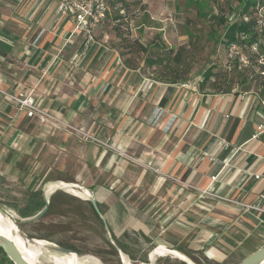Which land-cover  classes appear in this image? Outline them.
<instances>
[{
    "label": "crops",
    "instance_id": "0c3cea01",
    "mask_svg": "<svg viewBox=\"0 0 264 264\" xmlns=\"http://www.w3.org/2000/svg\"><path fill=\"white\" fill-rule=\"evenodd\" d=\"M34 3L0 0V88L32 92L37 99L47 92L45 108L74 124L88 127L99 120L96 134L106 146L78 143L58 132L54 143L47 141L54 150L48 147L44 156L50 158L44 161L40 152L28 149L33 137L21 131L34 118L4 96L0 170L31 180L43 205L45 199L49 202L46 213L74 212L76 203L92 211L118 242V251L139 264L164 245L197 264L194 255L204 249L208 258L223 262L237 243L246 252L242 260L264 246V211L254 207L264 195V133L252 137L257 122L264 123L257 96L250 90L201 91L197 81L186 86L157 81L142 72V63L127 67L117 50L98 57L88 52L94 44L89 46L87 36L79 39L74 33L73 20L55 16L49 0ZM75 40L79 45L72 52ZM117 59L122 65L115 69ZM170 118L173 130L165 131ZM32 129L38 132L40 123ZM119 149L139 154L160 172L149 179L122 176L125 163L114 153ZM61 182L89 191V196L74 194ZM199 189L208 195L201 196ZM239 198L244 208L234 209L231 202ZM132 236L142 239L141 245L128 239Z\"/></svg>",
    "mask_w": 264,
    "mask_h": 264
},
{
    "label": "rangeland",
    "instance_id": "374dc122",
    "mask_svg": "<svg viewBox=\"0 0 264 264\" xmlns=\"http://www.w3.org/2000/svg\"><path fill=\"white\" fill-rule=\"evenodd\" d=\"M127 1L129 5L124 8L121 13L126 16L125 20L129 22L132 37L139 38L147 45L151 41L160 40L167 47L175 50L181 49L184 52V63H188L191 66V70L187 81L182 82L181 85L189 81L198 82L202 78L204 71L213 63L219 66L224 65L226 47L222 42L224 39V24L221 22L220 17H225L228 21L237 18V14L241 7L239 2L235 0ZM110 11V16L104 24L94 30L93 40L90 41L92 43H90L89 46L91 44L94 45L88 49L89 51L87 50L94 55H98V57L105 53L115 52L120 43V39L113 29V21L111 20L114 11L112 8ZM122 30L127 32L125 27ZM73 31L79 34V39L83 35L88 36L86 32L79 33L75 27ZM74 45L75 47L71 49L72 52L77 50L79 43L75 40ZM121 65L122 60L117 59L114 63V68L117 69L121 67ZM79 78H83V76ZM152 81L153 80L145 82L142 90L143 92L147 89H145L146 83L150 85ZM177 87L178 88L175 87V89H179L181 86L178 85ZM232 87L231 91L235 89L236 91L244 90L245 84L243 85L241 82ZM47 95V92H40L38 98L42 108L44 107L43 109L47 113L46 119L41 121L40 118L35 117L33 120L30 119L26 121L23 129H21L22 132H27L30 134V137H33V141L27 144L28 149H36V152H40L44 156L49 149L48 147L54 150V147L49 145L47 141L54 143L52 138L56 137V133L58 132H63L74 137L78 143L91 142L106 146L105 142L100 139L101 136L96 134L99 120H95V124L92 121L89 123L88 127L82 124H74L71 120L66 121L45 108L46 105H44V102L46 101ZM140 97V103L138 102L137 106H140L139 108H141L142 112L143 108L141 104L144 100V95ZM2 98H4V95L0 93V100ZM125 100L126 98L121 100V108ZM119 111L122 112V109ZM118 115L120 116L119 112ZM105 117H111V114L106 113ZM170 120L173 122H169L165 125V131L173 130L171 128L174 124V120L173 118H170ZM11 122L13 121L9 119V123ZM37 122L40 123L41 129L33 133L32 128L37 125ZM12 127L16 128L15 125H12ZM12 131L14 134V130ZM114 153L120 158V161L125 163L122 176H126L128 179L139 180L142 179L143 176H145V179H149L150 176L160 172L158 167H154L150 163L145 164L144 161L141 160V157L138 156L139 154H135L134 156L133 154L129 155L127 151L122 149L114 150ZM48 158L44 156L43 160L47 161ZM141 167L145 169L146 167H150V169H146L149 172H145L144 170L141 171ZM133 169H135V172L132 171ZM163 176L165 177V175ZM166 178L171 179L169 176ZM36 189L39 188L34 185L31 180L29 181V179H25V177L23 179L20 173L5 169L0 170V205L14 216V220L24 234L29 238L49 240L57 246L68 248L79 255H86L97 264H127L121 259L120 252L118 251L119 244L109 235L105 224L95 218L92 211H83V206L80 203L73 205V207H75L74 212L62 213V217L52 211H48L41 219H32L39 212L38 210L44 206L41 201L42 197L35 191ZM206 189L207 188H205V190ZM198 192H200L201 196L208 195V192L203 189H199ZM212 196L218 198L216 193ZM260 200L261 201L255 204L254 207H258V209L264 211V200H262V197ZM231 204L235 207L234 209H241L240 207L244 208V201L241 198L234 200ZM128 239L132 240L134 243L137 241L138 245H141L143 242L142 239L135 236L129 237ZM240 243L242 244V242ZM240 243H237V247L234 246L236 249L228 253L227 258L223 262H217L216 260L214 261L208 258L206 254L203 253L205 249L201 250L197 255H194V257H196V260L200 264H239L246 253L241 250ZM137 254H142L140 258L144 259L143 253ZM147 261L148 260L142 262ZM132 263L139 264L136 261H132ZM186 263L177 257L161 254L156 256L152 264ZM0 264H10V261L2 253H0Z\"/></svg>",
    "mask_w": 264,
    "mask_h": 264
},
{
    "label": "trees",
    "instance_id": "16d2710c",
    "mask_svg": "<svg viewBox=\"0 0 264 264\" xmlns=\"http://www.w3.org/2000/svg\"><path fill=\"white\" fill-rule=\"evenodd\" d=\"M107 1L109 9L106 20L109 18L110 9L112 8L114 11V15L111 18L113 21V29L120 39L117 51L123 57L125 65L129 68H138L142 62V72L151 75L157 81L168 83H182L187 81L191 66L188 63H184V52L181 49L175 50L167 47L160 40L151 41L147 45L139 38L132 37L129 22L125 20L126 16L121 13L129 5L128 1ZM235 1L239 2L241 6L238 12L240 16L245 13H250L257 4L264 0ZM220 20L224 24V39L222 42L225 47L235 40L237 34L240 32L245 31L250 33L252 31V25L250 23L247 24L239 20L232 22L225 19V17H220ZM124 27L127 32L122 30ZM241 82L243 85L245 84L244 90H250L256 87L261 80L257 76L249 77L248 73L238 71L236 68L228 69L224 65L219 66L213 63L204 71L202 78L198 81V85L201 91L210 90L216 93H226L232 90L233 85ZM0 253L5 255L1 248ZM10 264L14 263L10 261Z\"/></svg>",
    "mask_w": 264,
    "mask_h": 264
},
{
    "label": "built area",
    "instance_id": "2783aa9c",
    "mask_svg": "<svg viewBox=\"0 0 264 264\" xmlns=\"http://www.w3.org/2000/svg\"><path fill=\"white\" fill-rule=\"evenodd\" d=\"M18 1L23 2L24 0ZM34 1L35 5L37 2L40 3L45 0ZM49 2L54 7L55 16L61 20H73L79 33H88V42L93 40L94 30L105 22L109 9L107 0H49ZM237 20L250 23L252 31L250 33L240 32L235 40L228 44L224 66L228 69L236 68L238 71L248 73L249 77L257 76L260 78L261 82L256 87L251 88L250 92L257 96L259 104L264 110V1L257 4L250 13L238 15L237 18L230 21ZM183 85L186 86L187 83ZM0 93L10 101L15 102L18 109L24 111L28 117H37L41 121L46 119V111L32 93L23 91L9 93L1 88ZM160 114L161 111H157V117ZM258 115L264 119L263 111H258ZM262 133H264V123L257 122L252 137L258 138ZM215 178L213 177V179ZM256 178H259V175H256ZM262 200H264V195Z\"/></svg>",
    "mask_w": 264,
    "mask_h": 264
},
{
    "label": "bare ground",
    "instance_id": "6f19581e",
    "mask_svg": "<svg viewBox=\"0 0 264 264\" xmlns=\"http://www.w3.org/2000/svg\"><path fill=\"white\" fill-rule=\"evenodd\" d=\"M59 184L74 194L89 196V191L80 190L74 187L73 184L63 182ZM50 186V189H53L57 185ZM0 235L12 241L29 264H97L86 255H79L74 251L57 252L54 249L57 245L49 240L29 238L17 225L14 216L2 208H0ZM153 250L154 248L150 252L152 261L158 255L171 253L187 263L197 264L184 253L168 248L166 245L159 247L154 253ZM120 256L127 264H133L126 254L120 252ZM140 264H150V262H142ZM261 264H264V261Z\"/></svg>",
    "mask_w": 264,
    "mask_h": 264
},
{
    "label": "water",
    "instance_id": "95a60500",
    "mask_svg": "<svg viewBox=\"0 0 264 264\" xmlns=\"http://www.w3.org/2000/svg\"><path fill=\"white\" fill-rule=\"evenodd\" d=\"M89 199L92 202L97 213L102 217V214L98 208V205H97L95 199L92 196H90ZM48 206H49V202L47 199H45L44 208L42 210H40L32 219L38 220L39 218H41L46 213ZM0 208H2L1 205H0ZM0 248L3 250V252L7 256V258L10 261H12L14 264H29L26 261V259L23 257V255L21 254L19 249L16 247V245L12 241H10L9 239H7L6 237H4L2 235H0ZM54 249L56 251H61V252H70L71 251L68 248H63L60 246H56V247H54ZM263 261H264V246L258 248L256 251H254L251 254H249L248 256H246L239 264H261V262H263ZM148 262H150V264H152V258L150 256V254H149V261Z\"/></svg>",
    "mask_w": 264,
    "mask_h": 264
}]
</instances>
